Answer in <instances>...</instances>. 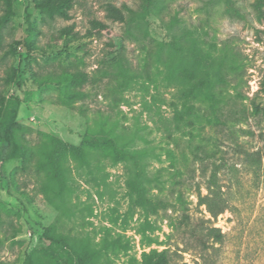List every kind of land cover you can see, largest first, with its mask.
<instances>
[{
  "label": "rangeland",
  "instance_id": "obj_1",
  "mask_svg": "<svg viewBox=\"0 0 264 264\" xmlns=\"http://www.w3.org/2000/svg\"><path fill=\"white\" fill-rule=\"evenodd\" d=\"M109 4L128 21L109 18ZM124 5L140 0H73L69 19L17 0L2 29L0 102L21 99L17 136L36 155L0 163V264H67L47 227L85 264H158L162 253L167 264H264V6L151 0L132 19ZM87 133L126 154L85 144ZM53 138L79 150L39 170ZM213 172L227 203L217 217L199 203Z\"/></svg>",
  "mask_w": 264,
  "mask_h": 264
},
{
  "label": "trees",
  "instance_id": "obj_2",
  "mask_svg": "<svg viewBox=\"0 0 264 264\" xmlns=\"http://www.w3.org/2000/svg\"><path fill=\"white\" fill-rule=\"evenodd\" d=\"M3 4V13L0 14V35L2 29L6 26L8 21L15 15L14 4L17 0H1ZM151 0H140V5L137 8H133L129 5H124V8L128 10L130 18L139 16V12L148 11V7ZM259 5L264 6V0H258ZM35 8L40 10L43 15L49 18L59 16L65 19L70 18V10L73 6V0H34ZM107 16L114 21L125 23L128 21L122 8L116 7L113 4L107 6ZM264 15V13H262ZM92 28L100 32L102 30H110L109 25L93 19L91 21ZM64 29L63 32H67ZM131 32V31H130ZM27 43V42H26ZM77 82H85L88 80L85 73H78L72 76ZM204 85L201 82L196 88L192 89V92H200V88ZM0 102V163H5L14 159H23L24 161L34 158L36 153L32 151L31 146L24 140L23 136H17V130L19 129L18 113L21 105V99L18 97L4 98ZM85 144L95 147L110 148L114 152L125 155L124 149H119L116 145L113 136H106L103 133L97 134H85L82 138ZM79 147L69 146L65 141L59 138H53L50 142L43 143L37 150V154L40 158L37 159V168L39 170L50 171L58 167L59 160L62 155L69 151H78ZM147 202L152 204L151 200L147 199ZM199 203L205 205L207 211L213 216L217 217L227 209L226 199L223 196V191L218 183L217 173L213 172L208 181V193L203 195L199 199ZM153 206L164 205L163 201H158ZM194 236L203 244L205 241L203 237L192 229ZM207 235L217 243L223 241V233L220 228L211 226L208 228ZM43 238L48 244L66 257L67 264H85L81 253L71 245L64 237H57L50 234V227H47L43 233ZM168 258L165 253H162L158 258V264H167ZM23 264H36V260L33 256H28Z\"/></svg>",
  "mask_w": 264,
  "mask_h": 264
}]
</instances>
